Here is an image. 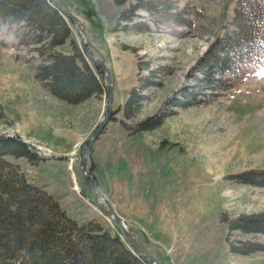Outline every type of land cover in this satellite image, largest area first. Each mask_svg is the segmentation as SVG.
<instances>
[{"label":"rangeland","instance_id":"rangeland-1","mask_svg":"<svg viewBox=\"0 0 264 264\" xmlns=\"http://www.w3.org/2000/svg\"><path fill=\"white\" fill-rule=\"evenodd\" d=\"M56 1L76 16L87 46L111 71L108 120L90 144L86 169L140 249L156 264H179L177 258L188 250L194 264H264V250H229L227 226L218 220L222 209L230 216L264 209V186L226 178L230 172L264 168V78H244L208 102L170 104L185 83L200 75L192 65L230 18L234 0H191L200 15L195 29L183 36L116 28L117 7L111 0ZM170 1L181 5L186 0ZM136 11L147 14L142 7ZM62 15L70 36L55 48L71 52L73 38L81 49L76 25ZM16 41L13 29L0 22V133L19 135L44 159L38 164L12 154L6 159L59 200L68 215L78 222L96 217L103 231L118 234L131 247L80 167L82 143L105 113V91L76 103L55 96L36 74L41 56L14 46ZM81 52L95 70V62ZM100 79L106 89L104 71ZM133 86H143L147 95L134 119L160 112L161 120L151 129L128 133L119 119ZM115 108L117 119L110 120ZM171 227L178 229L170 232L169 242L165 230ZM231 236L253 235L233 231ZM254 236L264 241V233Z\"/></svg>","mask_w":264,"mask_h":264},{"label":"trees","instance_id":"trees-1","mask_svg":"<svg viewBox=\"0 0 264 264\" xmlns=\"http://www.w3.org/2000/svg\"><path fill=\"white\" fill-rule=\"evenodd\" d=\"M111 1L117 6L116 28L155 29L183 36L195 29L200 15L191 0L181 5L170 0ZM140 7L147 10L146 15L136 11ZM0 22L13 29L15 46H27L29 52L35 50L41 56L36 74L52 94L76 103L104 93L100 65L95 64L94 70L73 38L71 52L55 48L70 36V26L47 0H0ZM142 63L139 66H145ZM192 67L200 75L185 83L170 104L208 102L246 76L264 77V0H234L231 17ZM142 78L150 81L148 76ZM142 87L133 86L123 105L124 118L119 121L128 133L151 129L161 120L160 112L157 117L134 119L147 97ZM116 110H111L110 120L117 119ZM7 154L24 156L33 164L44 159L19 135L0 133V264H145L118 234L103 231L95 217L78 222L68 215L51 193L28 181L19 164L6 159ZM227 177L264 186V168L250 167ZM218 220L227 226L224 240L229 250L244 254L264 250V241L254 236L264 233V209L234 216L222 209ZM233 231L253 236L232 237Z\"/></svg>","mask_w":264,"mask_h":264},{"label":"water","instance_id":"water-1","mask_svg":"<svg viewBox=\"0 0 264 264\" xmlns=\"http://www.w3.org/2000/svg\"><path fill=\"white\" fill-rule=\"evenodd\" d=\"M49 3H51L54 7H56L60 12H62L63 14L67 15L76 25L78 33H79V38H80V43H81V47L83 49V52H85V54L90 57L95 63L100 64L102 70L105 73L106 76V80H107V90L105 93V113L104 116L102 118V120L100 121V123L98 124V126L95 128V130L93 131V133L87 137L84 141H83V146L84 149L82 151V159H81V169L84 173V177H85V181L87 182V184L89 185L90 188L95 189L98 193L101 194L104 203L106 204V207L109 211V215L111 217L114 218V220L117 222V224L120 226V228L122 229L124 235L126 236V238L129 240L130 244L132 245L134 251L136 252V254L145 262V264H156L155 261L150 258L148 255H146L138 246L134 235L130 232V230L127 228V225L124 221V219L116 212V210L114 209V207L112 206V204L108 201V199L105 197L104 193L100 190V188L98 187V185L91 179L88 177V175H86V153L90 147V144L92 143L93 139L97 136V134L100 132V130L102 129V127L105 125V123L108 120V109L106 107L107 103L111 101L112 99V86H111V71L108 69V67L106 66V63L99 57H97L91 50L90 48L87 46L86 41L83 37V34H81L80 30L78 29V20L76 18V16L69 11L68 9H66L64 6H62L59 2H57L56 0H48Z\"/></svg>","mask_w":264,"mask_h":264},{"label":"crops","instance_id":"crops-1","mask_svg":"<svg viewBox=\"0 0 264 264\" xmlns=\"http://www.w3.org/2000/svg\"><path fill=\"white\" fill-rule=\"evenodd\" d=\"M154 220V219H153ZM150 221H152V220H150ZM181 225H183V224H180V226ZM180 226H178L179 227V229H180ZM178 227H174L175 229H178ZM174 228L173 227H171V228H169V229H166L165 231H166V233H168V236L166 235L165 237H167V239L169 240V242H170V238H171V231H174ZM153 232V231H152ZM173 235H174V233H173ZM181 238H183V237H181ZM168 242V243H169ZM168 245V244H167ZM167 245H165V247H167ZM183 245H184V242H183ZM168 248V247H167ZM191 256V252L188 250L187 252H186V254H185V256H184V258H185V260H184V258L182 259L181 257H179V258H177V260H176V262L177 263H179V264H194V260L190 257Z\"/></svg>","mask_w":264,"mask_h":264}]
</instances>
